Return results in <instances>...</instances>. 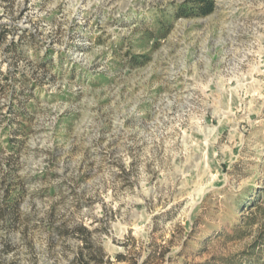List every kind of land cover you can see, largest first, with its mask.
<instances>
[{
	"label": "rangeland",
	"instance_id": "1",
	"mask_svg": "<svg viewBox=\"0 0 264 264\" xmlns=\"http://www.w3.org/2000/svg\"><path fill=\"white\" fill-rule=\"evenodd\" d=\"M186 1L0 0V264H264V0Z\"/></svg>",
	"mask_w": 264,
	"mask_h": 264
},
{
	"label": "trees",
	"instance_id": "2",
	"mask_svg": "<svg viewBox=\"0 0 264 264\" xmlns=\"http://www.w3.org/2000/svg\"><path fill=\"white\" fill-rule=\"evenodd\" d=\"M188 5H191L194 8L192 11L188 13L189 8ZM214 10V0H187L184 5L178 9L179 17L186 16H205L210 14ZM12 35V31L7 29L4 25H0V46L5 45L4 51L9 54V56L19 57L21 55V44L23 35L19 37V42H14V40H9L8 36ZM7 80V78H5ZM0 82V91L4 90L7 86L2 85ZM253 208L255 207L252 206ZM258 209V208H257ZM59 236H69L80 233L78 237L81 239L82 246L78 248L76 256L70 261L69 264H105L108 261H104L106 255L103 252L101 246L95 245L89 239V233L82 229L81 227L74 228L73 230H61L56 231ZM117 261L124 260L123 256L116 255Z\"/></svg>",
	"mask_w": 264,
	"mask_h": 264
}]
</instances>
